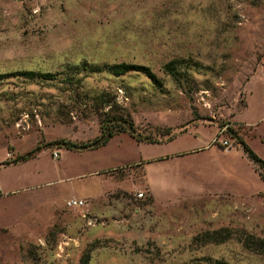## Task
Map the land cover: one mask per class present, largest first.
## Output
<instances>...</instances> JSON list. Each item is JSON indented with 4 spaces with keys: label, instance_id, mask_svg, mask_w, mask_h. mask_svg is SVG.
Listing matches in <instances>:
<instances>
[{
    "label": "rangeland",
    "instance_id": "rangeland-1",
    "mask_svg": "<svg viewBox=\"0 0 264 264\" xmlns=\"http://www.w3.org/2000/svg\"><path fill=\"white\" fill-rule=\"evenodd\" d=\"M120 63L159 86L100 70ZM68 70L71 84L16 76ZM0 76V152L133 123L97 150L45 147L0 174L18 188L0 201L13 224L0 264H264V182L235 139L264 160V0H0Z\"/></svg>",
    "mask_w": 264,
    "mask_h": 264
},
{
    "label": "trees",
    "instance_id": "trees-1",
    "mask_svg": "<svg viewBox=\"0 0 264 264\" xmlns=\"http://www.w3.org/2000/svg\"><path fill=\"white\" fill-rule=\"evenodd\" d=\"M83 67H87L86 64H83ZM73 73L77 71V67L71 69ZM86 70V69H85ZM101 71H105L112 75L113 77H121L124 75H127L129 73H139L144 75L146 78H148L154 85L159 86V80L157 77L151 72V70L145 66H139V65H132V64H125V63H120V64H114V65H109L105 66L103 69H100ZM163 70L171 76L172 78L175 79V77L179 73L177 72L176 67L174 66V63H169L164 66ZM98 72V71H97ZM70 70L67 71V73H58V74H52V73H39L35 74L33 72H22L18 73L16 76H20L26 80L33 81L35 79L41 80L45 83H53L56 81V78L58 76H64L65 78L63 79V82L65 84H71L72 83V78L73 76H70ZM71 73V75L73 74ZM3 78H6L4 76H0V80ZM71 78V79H70ZM121 122V124L119 123ZM100 128H101V135L99 138L95 139L92 142H88L86 144H72L68 142H54V143H48L47 145L43 146H35L31 151L26 153L23 156L17 157L12 164H17L18 162H25L28 161L36 156L37 153H39L43 148L45 147H53V146H58L62 145L64 150L67 151H76V152H85V151H93L97 150L99 148H102L106 146L109 141L117 134L121 133L124 131H127L128 133H132L133 130V123L128 120V121H100ZM237 144L241 147L243 153L246 155L248 160L256 167V169L259 172L261 180L264 182V160H262L260 157H258L245 143L242 141L240 138L235 137ZM10 163H4L2 165H7ZM258 244V249L260 253L264 254V241L262 240H257L256 241ZM257 248V247H256ZM258 252V251H257ZM90 262V257L89 255H84L80 259L79 264H89ZM217 264H227L224 262H218Z\"/></svg>",
    "mask_w": 264,
    "mask_h": 264
},
{
    "label": "crops",
    "instance_id": "crops-1",
    "mask_svg": "<svg viewBox=\"0 0 264 264\" xmlns=\"http://www.w3.org/2000/svg\"><path fill=\"white\" fill-rule=\"evenodd\" d=\"M3 136L6 137L5 135H3ZM6 138H8V137H6ZM31 150H29V151H31ZM211 150H213V148H211L210 151H208V152H211ZM29 151H28V149L25 150V151H21L19 149L13 148V146H11V144H7L6 145V149H4L3 152L2 151L0 152V174L2 172H4V171H8L9 172V170H11V169H18V168H20L19 170H22L21 173L23 171L25 172V169L24 168L30 162H32L33 160L36 159L37 154H36V156L34 158H32V159H30L28 161H25V162H18L17 164H12V162L17 157L23 156L26 153H28ZM62 152L65 153V152H68V151L67 150H63ZM70 152H72V151H70ZM85 152H87V151H85ZM79 153H82V152H79ZM8 154H10V158H7V155ZM54 160H59V158L58 159H54ZM4 163H10V164L2 165ZM215 169H216V166H215ZM27 173H28V176H26L24 179L29 180L28 179L29 176H33L36 173V171L28 172V170H27ZM18 178H20V177L14 178L13 182H15L16 180H18ZM14 184L15 183H13L12 185L11 184H7V183H5V182H3V181L0 180V201L1 200L8 199L9 197H13V196H15L17 194V192H18L17 189L18 188L13 187ZM72 199H76L77 200V198H72ZM22 200H24V199H22ZM69 200H71V199H69ZM21 208H22V210L23 209H27V212L29 210V206H27V205H25V206H23ZM24 213H25V211H24ZM7 218H8V214L6 212V206L4 205L3 209L2 208L0 209V228L9 227V226H12L13 225L12 223L10 224V223L7 222Z\"/></svg>",
    "mask_w": 264,
    "mask_h": 264
},
{
    "label": "built area",
    "instance_id": "built-area-1",
    "mask_svg": "<svg viewBox=\"0 0 264 264\" xmlns=\"http://www.w3.org/2000/svg\"><path fill=\"white\" fill-rule=\"evenodd\" d=\"M213 143L221 146L224 149V151H226V152H228L232 148V146L230 145V141L227 139L221 138V137H216L213 140ZM58 156L59 155H58L57 151L53 153L54 158H57ZM7 158H10V154L7 155ZM136 198L142 199L143 194L142 193L137 194ZM66 206L69 209H81L85 206V204L81 200L71 199V200L66 202Z\"/></svg>",
    "mask_w": 264,
    "mask_h": 264
}]
</instances>
